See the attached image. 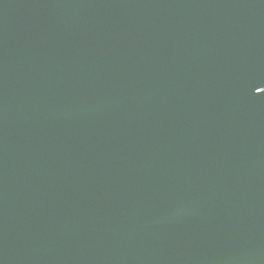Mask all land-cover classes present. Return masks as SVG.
I'll use <instances>...</instances> for the list:
<instances>
[{"label":"water","instance_id":"obj_1","mask_svg":"<svg viewBox=\"0 0 264 264\" xmlns=\"http://www.w3.org/2000/svg\"><path fill=\"white\" fill-rule=\"evenodd\" d=\"M0 264H264V0H0Z\"/></svg>","mask_w":264,"mask_h":264}]
</instances>
